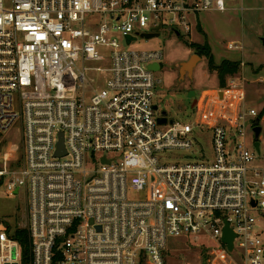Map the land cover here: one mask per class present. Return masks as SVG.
<instances>
[{
  "label": "built area",
  "instance_id": "2783aa9c",
  "mask_svg": "<svg viewBox=\"0 0 264 264\" xmlns=\"http://www.w3.org/2000/svg\"><path fill=\"white\" fill-rule=\"evenodd\" d=\"M230 1L244 10L243 0H0V132L19 128L24 149L17 172L5 154L0 191L26 198L19 219L0 220V264H165L178 237L208 245L207 264H264V155L244 83L202 91L184 121L159 125L150 66L164 53L134 47L158 27L190 34Z\"/></svg>",
  "mask_w": 264,
  "mask_h": 264
},
{
  "label": "rangeland",
  "instance_id": "374dc122",
  "mask_svg": "<svg viewBox=\"0 0 264 264\" xmlns=\"http://www.w3.org/2000/svg\"><path fill=\"white\" fill-rule=\"evenodd\" d=\"M241 2H228L226 12L201 13L197 21L200 29L192 25L190 34L175 32L164 28L158 38L139 40L134 47L139 49H156L164 53V67L156 74L161 83L157 86L158 94L154 100L159 112L166 111L175 121H184L190 115L196 104L195 97L202 91H212L222 88L218 75L209 69L206 57H201L197 49L191 44L211 47L216 64L223 61H232L240 64L239 72L235 75L244 83L245 103L248 107L258 112L261 125L264 129V0H243ZM231 42H240L244 46L243 51L229 50L227 46ZM198 55L202 58L197 63L192 78L180 77L179 64ZM244 65V66H243ZM90 67V65H86ZM226 78V87L230 82ZM245 81V82H244ZM190 91L196 92V96L188 102ZM202 139L205 137H201ZM261 147L264 155V134ZM11 154L7 164L9 172H17L23 160L22 135L19 128H14L5 133L0 132V170L5 166L4 156ZM26 198L21 193L19 196L9 197L4 190L0 191V220L14 223L25 213ZM210 249L208 245L197 246L191 240L178 237L169 238L167 249L163 253L165 264H207L209 263Z\"/></svg>",
  "mask_w": 264,
  "mask_h": 264
},
{
  "label": "water",
  "instance_id": "95a60500",
  "mask_svg": "<svg viewBox=\"0 0 264 264\" xmlns=\"http://www.w3.org/2000/svg\"><path fill=\"white\" fill-rule=\"evenodd\" d=\"M176 34L178 36H180V34L178 32H176ZM161 35V32H160V27H158L156 29V32L153 33V34H146L144 35V38L147 39V40H150V39H154V38H158L160 37ZM202 60V58L198 55H193L190 57L189 60L185 61V62H182L179 64V73H180V77L181 78H185L186 76H188L189 78H192L193 76V73H194V70L197 66V63ZM150 69L153 70L154 72H161L162 71V66L158 65V64H155V65H152L150 66ZM196 96V92L194 91H190L189 94H188V102L190 103L192 98H194ZM156 110L158 109V107L155 108ZM161 116L160 118H158V123L159 125H166L169 121V115L166 111H163L161 112ZM261 120L258 119L256 121L255 124V128H254V132L256 133V137H258L260 135V128H259V124H260ZM170 124L173 123V120H170L169 121ZM255 148L257 150V152L260 154L261 153V147H260V143L257 142L255 144ZM66 152L64 150V144H63V136H61V141H60V144H59V151H58V155L61 156V155H64ZM234 238H235V235L232 233V231L230 229H227L225 230V233H224V242L228 245V249L229 251H233L234 249Z\"/></svg>",
  "mask_w": 264,
  "mask_h": 264
},
{
  "label": "trees",
  "instance_id": "16d2710c",
  "mask_svg": "<svg viewBox=\"0 0 264 264\" xmlns=\"http://www.w3.org/2000/svg\"><path fill=\"white\" fill-rule=\"evenodd\" d=\"M197 28H201L198 23ZM191 47L198 50L201 57H206L208 60L209 69L213 72H216L218 75V80L220 86L223 88L226 85V78L230 76H235L240 69V64L232 61H223L221 64H216L214 61V56L211 53V47L208 44L197 45L191 44ZM260 117V116H259Z\"/></svg>",
  "mask_w": 264,
  "mask_h": 264
},
{
  "label": "flooded vegetation",
  "instance_id": "af4514ba",
  "mask_svg": "<svg viewBox=\"0 0 264 264\" xmlns=\"http://www.w3.org/2000/svg\"><path fill=\"white\" fill-rule=\"evenodd\" d=\"M163 66H162V70H163ZM258 119H260L259 117H257L256 119H255V121H254V123H256V121L258 120ZM255 128V127H254ZM259 128H260V135L258 136V137H256V133L254 132V129H253V139H254V143L256 144L257 142H259L260 143V147H262V144H263V140H262V136H263V134H264V129H263V127H262V125H261V122H260V124H259Z\"/></svg>",
  "mask_w": 264,
  "mask_h": 264
}]
</instances>
